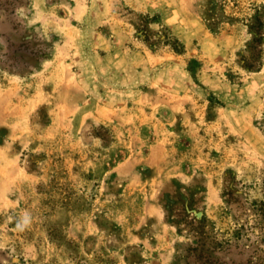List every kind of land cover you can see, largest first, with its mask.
Wrapping results in <instances>:
<instances>
[{
    "label": "rangeland",
    "instance_id": "1",
    "mask_svg": "<svg viewBox=\"0 0 264 264\" xmlns=\"http://www.w3.org/2000/svg\"><path fill=\"white\" fill-rule=\"evenodd\" d=\"M206 259L264 264V0H0V264Z\"/></svg>",
    "mask_w": 264,
    "mask_h": 264
},
{
    "label": "trees",
    "instance_id": "2",
    "mask_svg": "<svg viewBox=\"0 0 264 264\" xmlns=\"http://www.w3.org/2000/svg\"><path fill=\"white\" fill-rule=\"evenodd\" d=\"M173 222L175 223V224H177L178 226H180L182 223H183V221L181 220V219H179V218H177V216H173ZM187 224L188 223H190V222H186ZM203 264H210V260L209 259H206L204 262H203Z\"/></svg>",
    "mask_w": 264,
    "mask_h": 264
},
{
    "label": "clouds",
    "instance_id": "3",
    "mask_svg": "<svg viewBox=\"0 0 264 264\" xmlns=\"http://www.w3.org/2000/svg\"><path fill=\"white\" fill-rule=\"evenodd\" d=\"M27 222H28L27 217H25V223H27Z\"/></svg>",
    "mask_w": 264,
    "mask_h": 264
}]
</instances>
